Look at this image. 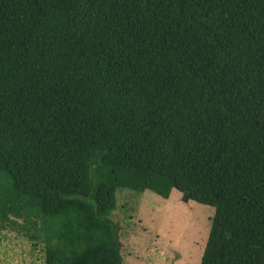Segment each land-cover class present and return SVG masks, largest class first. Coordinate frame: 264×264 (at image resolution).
<instances>
[{
    "label": "trees",
    "instance_id": "1",
    "mask_svg": "<svg viewBox=\"0 0 264 264\" xmlns=\"http://www.w3.org/2000/svg\"><path fill=\"white\" fill-rule=\"evenodd\" d=\"M121 188L214 207L200 264H264V0H0V227L123 264Z\"/></svg>",
    "mask_w": 264,
    "mask_h": 264
},
{
    "label": "rangeland",
    "instance_id": "2",
    "mask_svg": "<svg viewBox=\"0 0 264 264\" xmlns=\"http://www.w3.org/2000/svg\"><path fill=\"white\" fill-rule=\"evenodd\" d=\"M112 213L121 226L123 264H200L215 208L173 190L169 199L121 188ZM37 227L22 221L0 227V264H45ZM39 232V231H38Z\"/></svg>",
    "mask_w": 264,
    "mask_h": 264
},
{
    "label": "clouds",
    "instance_id": "3",
    "mask_svg": "<svg viewBox=\"0 0 264 264\" xmlns=\"http://www.w3.org/2000/svg\"><path fill=\"white\" fill-rule=\"evenodd\" d=\"M173 192V191H172ZM172 194V193H171Z\"/></svg>",
    "mask_w": 264,
    "mask_h": 264
}]
</instances>
